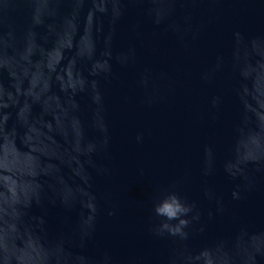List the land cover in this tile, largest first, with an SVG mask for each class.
Returning <instances> with one entry per match:
<instances>
[{
  "label": "water",
  "instance_id": "1",
  "mask_svg": "<svg viewBox=\"0 0 264 264\" xmlns=\"http://www.w3.org/2000/svg\"><path fill=\"white\" fill-rule=\"evenodd\" d=\"M0 264H264V0H0Z\"/></svg>",
  "mask_w": 264,
  "mask_h": 264
}]
</instances>
